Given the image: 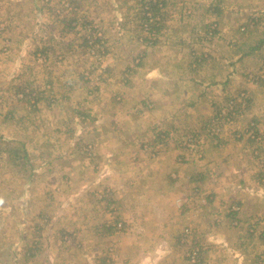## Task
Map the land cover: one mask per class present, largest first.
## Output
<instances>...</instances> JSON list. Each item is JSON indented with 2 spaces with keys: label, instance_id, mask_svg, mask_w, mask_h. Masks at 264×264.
<instances>
[{
  "label": "rangeland",
  "instance_id": "374dc122",
  "mask_svg": "<svg viewBox=\"0 0 264 264\" xmlns=\"http://www.w3.org/2000/svg\"><path fill=\"white\" fill-rule=\"evenodd\" d=\"M263 200L264 0H0V264H205Z\"/></svg>",
  "mask_w": 264,
  "mask_h": 264
},
{
  "label": "crops",
  "instance_id": "0c3cea01",
  "mask_svg": "<svg viewBox=\"0 0 264 264\" xmlns=\"http://www.w3.org/2000/svg\"><path fill=\"white\" fill-rule=\"evenodd\" d=\"M234 46L235 45L228 44L227 47H230V48H226L227 52L234 55V59H235L233 61L234 63L236 61H243L240 58H243L244 54L239 55L236 52V48H233ZM257 57H258V55L255 56L256 61H257ZM247 59L251 61L252 56L251 55L248 56ZM231 66L233 68L232 63H231ZM154 77L156 79L163 78L162 75H158V74L154 75ZM213 84H216V83H213ZM202 96H203V94L200 95L198 98L199 104L202 102V100H201ZM165 108H167V107H165ZM179 112L182 114H186V111L183 112L181 109L179 110ZM166 113H167L166 110H164L163 114L166 115ZM184 119H186V117ZM184 119H182V116H181L179 120H180V122H182ZM221 158H223V159H221ZM226 160H227L226 157H223L220 154V156L215 159L214 164L216 165L217 161H219V165H220L221 163H224ZM242 178H238V179H242ZM242 183H244V181H242ZM230 194H231L230 199L228 197L227 201H224V202L225 203L230 202L229 204H236L241 208V210H243L245 208H249L250 205L253 203L251 197L248 195L244 196L243 197L244 199L242 197H240L239 196L240 195L239 189H237V188L236 189L232 188ZM259 204L262 206L260 211H257V212L256 211H254V212L250 211V213L247 215L248 217L246 220H245V217L240 218V219L235 218L236 223L235 224L232 223L228 227V229L225 231L226 232L225 234L222 231H215V230L208 233L209 229H210L209 224L207 221H204V226H205L204 229L207 230V234H205V235L203 234V236L207 235V238L205 239L206 247H205L204 251H201V250L199 251V256L201 258L208 256L207 257L208 260L206 261L205 264H232V263H234V264H250V262L248 260H250V259L255 260V258L257 260H259V262L253 263V264H264V243L261 244V242H264V200L260 201ZM176 208L174 210L178 211V209H179V211H180L178 216L181 220L180 219L177 220L180 223L181 221L186 219V209L187 208H186V206H181V207H176ZM229 214H230V212L226 214V218L232 221V216H230ZM256 217H259L260 220L255 219ZM221 218L224 219V216ZM217 225H218V223H217ZM233 231H238L239 234L236 235ZM153 238L154 239L150 243H153L156 240V237H153ZM145 241H148V238ZM223 241H225V243H222ZM139 243L141 244L142 242H139ZM258 243H259V245H258ZM195 244L198 245L199 243H195ZM145 245H146V243H145ZM233 245H235L236 247L234 248ZM255 246L258 247L256 253H254V251L252 249ZM238 247H244V249L243 250H241V249L237 250ZM139 248L140 247H138L136 250H133V249H129V250H132L133 252H135ZM139 254H141V253H139ZM173 254H174V251L171 252V255H173ZM120 255L124 258H127L124 261L127 262L128 260H130V258L127 256V253H124L123 251H122V253H120ZM128 255L131 257H135V255H137V254L128 253ZM200 261H201V263L203 262V260H200ZM158 264H160V262Z\"/></svg>",
  "mask_w": 264,
  "mask_h": 264
},
{
  "label": "trees",
  "instance_id": "16d2710c",
  "mask_svg": "<svg viewBox=\"0 0 264 264\" xmlns=\"http://www.w3.org/2000/svg\"><path fill=\"white\" fill-rule=\"evenodd\" d=\"M148 5H149V11H154V12L158 11V9L156 7V4H152L151 2H148ZM147 13L148 12H146L145 15H143V18H144L145 21L149 22V20L152 19V18L147 17L146 16ZM215 14L217 16V15H220L221 13L219 11H216ZM153 17H154V15H153ZM158 28L159 27H152V29H150L149 32H152L154 30L157 31ZM213 33H216V32L214 31ZM252 51H250L249 53H251ZM255 135H258V134L255 133ZM18 145H20V144H18ZM8 151H10L9 154H8L10 163L14 166L15 170L19 174L24 175L25 178H30L31 168H30V166L28 164V156H27L28 154L25 153L23 145L20 146V147H16V146L10 147ZM20 151H21V153H20ZM229 212H230L229 215L232 216V219H233V217L236 215L237 212H234V211H229Z\"/></svg>",
  "mask_w": 264,
  "mask_h": 264
}]
</instances>
